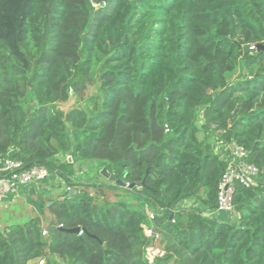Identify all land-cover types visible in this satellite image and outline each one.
<instances>
[{
    "label": "trees",
    "instance_id": "trees-1",
    "mask_svg": "<svg viewBox=\"0 0 264 264\" xmlns=\"http://www.w3.org/2000/svg\"><path fill=\"white\" fill-rule=\"evenodd\" d=\"M229 143L264 172V0H0V155L79 189L0 226V264H264V185L208 213Z\"/></svg>",
    "mask_w": 264,
    "mask_h": 264
},
{
    "label": "built area",
    "instance_id": "built-area-1",
    "mask_svg": "<svg viewBox=\"0 0 264 264\" xmlns=\"http://www.w3.org/2000/svg\"><path fill=\"white\" fill-rule=\"evenodd\" d=\"M256 47L254 43L248 45L250 50ZM215 149L223 162L221 175L217 184V204L215 212H224L228 215L229 219H232L235 213L233 193L236 184H241L245 187L263 186L264 172L248 161V151L242 146L229 143L224 145L222 149L220 146H216ZM42 182L48 186L50 185L58 188L60 191H66V198H70L72 195L79 192L78 188L65 185L59 177L55 174H51L46 165L25 167L20 160L0 155V203L8 196L17 193L20 187L30 184H40ZM59 182L61 184H59ZM125 186H128L127 182H125ZM185 204L186 203L180 204L179 207ZM175 210L176 209H173L171 217ZM208 213L212 215L213 212L209 211ZM235 214L238 218L237 212ZM147 215L149 219H153L155 216L152 211H148ZM172 222H174L173 219ZM59 227H61V225H59ZM81 232L82 230H79L78 234H81ZM144 232L148 237L159 236L150 226H146ZM42 235H46V230H42ZM148 248L153 249L151 246ZM37 263L44 264V259H37Z\"/></svg>",
    "mask_w": 264,
    "mask_h": 264
},
{
    "label": "rangeland",
    "instance_id": "rangeland-1",
    "mask_svg": "<svg viewBox=\"0 0 264 264\" xmlns=\"http://www.w3.org/2000/svg\"><path fill=\"white\" fill-rule=\"evenodd\" d=\"M155 15L156 14L151 13V10H150V12H148V14H147V19H146L145 23L146 24L149 23L150 22L149 19H153V17H156ZM237 74H238V69L234 70L231 73H228L227 79L229 81L234 80L236 78ZM92 82L93 83L88 86L86 95H90L97 90V85L99 82L98 78H97V74H94ZM87 104H88V102H86V101L85 102L80 101L79 107L85 109L89 113L90 111H88ZM89 104H90V102H89ZM88 106L90 107L91 105H88ZM62 107H63V109H66L69 107V105L64 104ZM66 125L69 127L68 124H66ZM203 135H204V132L200 131L199 132L200 138ZM213 135L214 134H212L211 139L213 138V140H214ZM96 171H98L100 173V170L98 169V163L95 161L82 164L81 166H76V173H75L73 179H74V181H77L78 183L105 182L106 180L102 176L98 175L96 173ZM120 193H121V191H120ZM38 194L39 193L35 194V196L38 197ZM115 194H116V191L110 192V195H108V198L110 200H117L119 198V195H115ZM128 200L130 202L133 201L132 199L131 200L128 199ZM45 201H47L46 197L44 199V202L42 203L41 210L40 211L38 210L39 213H37L35 210H33V207H30L31 205H28L29 203H27L26 200L23 198H21L20 202L17 201L15 204H11L10 206H7L5 209H0V215H1L0 223L2 224L1 226H4V224L21 223L30 217H34L35 215H39L42 223H44L45 218L48 216V212H47V209L45 207ZM102 201H103V199L99 196V202H102ZM234 212L236 213V211H234ZM235 213H234L233 218L230 219L232 222H235V220L237 219ZM156 245L157 244L155 243L154 244L155 248H157ZM148 250L150 251L149 252L150 256H152L157 251V249H148ZM28 264H38V263H37V260H34Z\"/></svg>",
    "mask_w": 264,
    "mask_h": 264
},
{
    "label": "crops",
    "instance_id": "crops-1",
    "mask_svg": "<svg viewBox=\"0 0 264 264\" xmlns=\"http://www.w3.org/2000/svg\"><path fill=\"white\" fill-rule=\"evenodd\" d=\"M59 192L60 190L58 188H55L50 185L48 186L43 182L40 184H30L24 187H20L17 193L8 196L2 203H0V209H5L7 206H10L11 204H15L17 201L20 202L21 198H23L26 200L27 203H29L28 205H31L30 207H33V210L39 213L38 210L39 211L41 210L42 203L44 202L45 197L46 199L50 197H54ZM37 193H39L38 197L35 196V194ZM196 206H199V204H196ZM212 215L219 220L229 219L228 215L224 212H213ZM1 225L2 224L0 223V226Z\"/></svg>",
    "mask_w": 264,
    "mask_h": 264
},
{
    "label": "water",
    "instance_id": "water-1",
    "mask_svg": "<svg viewBox=\"0 0 264 264\" xmlns=\"http://www.w3.org/2000/svg\"><path fill=\"white\" fill-rule=\"evenodd\" d=\"M69 160H71V157L69 156L68 157ZM100 174L105 178V179H108L110 181H116L117 183H122L120 180H117L115 179L109 172L108 170L105 168V167H102L100 169ZM68 232H73V233H76L78 232V229L77 228H74V229H69Z\"/></svg>",
    "mask_w": 264,
    "mask_h": 264
}]
</instances>
